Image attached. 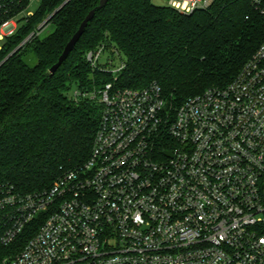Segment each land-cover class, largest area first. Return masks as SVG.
<instances>
[{
  "label": "built area",
  "instance_id": "obj_1",
  "mask_svg": "<svg viewBox=\"0 0 264 264\" xmlns=\"http://www.w3.org/2000/svg\"><path fill=\"white\" fill-rule=\"evenodd\" d=\"M33 1L0 0V52ZM209 2L168 0L184 13ZM101 49L87 54L93 64ZM97 98L79 166L41 191L0 186L4 243L42 218L0 264H264V40L228 84L175 109L156 83H108Z\"/></svg>",
  "mask_w": 264,
  "mask_h": 264
},
{
  "label": "trees",
  "instance_id": "obj_2",
  "mask_svg": "<svg viewBox=\"0 0 264 264\" xmlns=\"http://www.w3.org/2000/svg\"><path fill=\"white\" fill-rule=\"evenodd\" d=\"M63 1L38 0L33 15L20 19L3 41L0 61ZM98 2L69 0L48 22L50 32L35 33L0 66V186L19 194L41 191L79 166L93 144L101 114L97 95L106 84L156 83L175 109L206 88L228 84L264 40V12L250 0H210L191 13L151 0H108L96 8ZM92 8L93 18L51 74ZM99 48L118 54L123 67L114 73L107 61L93 64L87 54ZM41 220L37 215L9 243L1 239L0 222V260L17 253Z\"/></svg>",
  "mask_w": 264,
  "mask_h": 264
},
{
  "label": "water",
  "instance_id": "obj_3",
  "mask_svg": "<svg viewBox=\"0 0 264 264\" xmlns=\"http://www.w3.org/2000/svg\"><path fill=\"white\" fill-rule=\"evenodd\" d=\"M69 0H64L58 7H56L36 28L35 31L31 32L18 46H16L9 54H7L1 61L0 66L11 56L13 55L24 43H26L35 33H39L50 21V19L68 2ZM108 0H99L98 5L96 8H102ZM92 8L88 11L86 16L83 18V20L80 22L78 28L76 31L72 34L70 39L66 42L62 52L57 58V61L52 64V66L49 68V72L52 74L54 73L59 66L66 60L68 54L71 52L73 47L75 46L76 42L82 35V33L85 30V27L87 23L93 18L95 9ZM165 155H170V152L165 151Z\"/></svg>",
  "mask_w": 264,
  "mask_h": 264
},
{
  "label": "rangeland",
  "instance_id": "obj_4",
  "mask_svg": "<svg viewBox=\"0 0 264 264\" xmlns=\"http://www.w3.org/2000/svg\"><path fill=\"white\" fill-rule=\"evenodd\" d=\"M154 4L157 5H164V4H168V0H151ZM38 2L37 1H33L32 4L29 7V10L31 11H35L37 8ZM52 30V27L50 25H46L40 32H39V36H44L46 35L48 32H50ZM30 34V33H29ZM28 34V35H29ZM121 56V55H120ZM108 57L112 58V63L113 65L116 67L119 65V63L121 62L120 57L118 54H113L112 56L109 54V52L105 51L103 52L100 57H99V62L100 63H104L107 61ZM122 57V56H121ZM33 62V61H31ZM74 94V88H72L69 92L68 95H73Z\"/></svg>",
  "mask_w": 264,
  "mask_h": 264
}]
</instances>
